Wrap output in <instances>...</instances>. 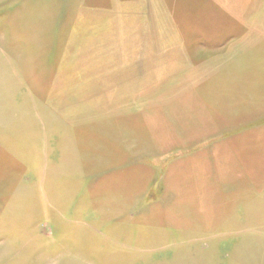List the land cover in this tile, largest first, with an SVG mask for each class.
Wrapping results in <instances>:
<instances>
[{"label": "rangeland", "instance_id": "1", "mask_svg": "<svg viewBox=\"0 0 264 264\" xmlns=\"http://www.w3.org/2000/svg\"><path fill=\"white\" fill-rule=\"evenodd\" d=\"M0 165L2 264H264V0H0Z\"/></svg>", "mask_w": 264, "mask_h": 264}, {"label": "crops", "instance_id": "2", "mask_svg": "<svg viewBox=\"0 0 264 264\" xmlns=\"http://www.w3.org/2000/svg\"><path fill=\"white\" fill-rule=\"evenodd\" d=\"M0 168H2L1 165H0ZM0 196H1V193H0ZM46 200H48V199L46 198ZM1 215H3L2 214V208H0V264H2V216Z\"/></svg>", "mask_w": 264, "mask_h": 264}]
</instances>
